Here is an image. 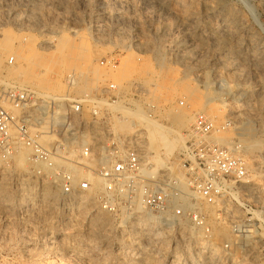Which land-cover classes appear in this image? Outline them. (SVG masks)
<instances>
[{
    "label": "rangeland",
    "instance_id": "obj_1",
    "mask_svg": "<svg viewBox=\"0 0 264 264\" xmlns=\"http://www.w3.org/2000/svg\"><path fill=\"white\" fill-rule=\"evenodd\" d=\"M186 1L0 0V30L8 29L16 36H30L29 38L34 39H30L34 43L32 50H25L26 47H19L16 43L4 55L2 66L0 65V87L11 82L21 83L22 79L24 85L32 87L30 83L35 77L30 72L33 68L35 74L41 71L37 78L48 77L52 83L56 81V87L48 91L50 95L77 97L76 99L96 96L107 82L117 84L115 79L104 73L111 66L120 67L125 59H128V66L132 64V68L135 66L134 70L137 71L134 76L137 82L125 81L126 85L119 90L120 100L109 106L119 118L122 113L117 106H127L129 109L139 106L143 111L146 109L144 112L147 111L149 116L164 124L169 122L161 118V114L165 116L169 113L195 111L191 122L179 126L181 130L178 127L185 137L184 144L198 113L216 117L218 128L226 124L225 130L213 135V141L218 137H227L237 142L242 137L239 134L243 133V126L251 124L255 129L254 138L260 139L262 143L249 150L244 148L245 155L252 162L251 167L247 169L252 177V184L243 190L241 197L252 213L250 227L254 229L253 232L256 231V237L248 243L251 245L249 247H252L247 252L248 257L242 250L234 251L236 259L233 260L224 254V244L232 242L235 237L228 223L230 239H220L212 235V221H218L221 216L217 208L213 209L215 218L212 220H208L203 209L206 224L211 231L209 241L203 229L195 226L190 219L186 220L187 230H192L184 234L179 232L178 227L170 229L167 226H157L152 230L151 226L139 228L127 223V219L123 217L126 212L105 211L99 203L98 195L94 196V206L69 204V196L60 191L56 196L44 198L37 193L31 198L25 196L21 199L17 196V191L23 186L27 189L28 186L20 182V186L12 189L7 178L1 176L0 180L7 181V190L13 194L11 201L0 200V222L9 223L7 228H0V235L7 233V236L12 237L10 243L0 244V253L7 256L5 264H264V0ZM102 9L106 11V15H102ZM63 37L75 43L81 39L87 42L92 52L87 72L92 75L98 67L97 71L101 73L100 79L89 81L84 93L75 91V85L67 75L70 74L69 71H62V67L54 66L50 62L58 57L60 51L57 44ZM45 41H48V44H44ZM158 50L161 51L160 54ZM33 52L36 54L35 59L44 62L43 67L58 74L57 79L53 78L54 74L44 77V72L39 67L29 68L31 63L18 56ZM159 55L162 56L161 61ZM9 56L15 58L13 65L6 62ZM101 61H108L109 64L103 66ZM146 63L150 64L148 69H154L140 76L138 70L143 69L145 65L142 64ZM3 69H6V73ZM24 73L27 75L23 76ZM204 76L211 82L208 91L220 93V99L227 105L221 104L222 108L218 112L216 110L207 113L211 104L220 103L214 99V94L203 98L206 104L203 110L198 106L199 98L191 100L188 97V90L192 87L201 91L198 96L207 92L200 86L201 83H198ZM25 79L30 83H26ZM139 79L148 81V84L150 81L161 84L158 86L159 91H154V85L145 86ZM175 82L176 85L173 86ZM161 92L168 95L167 103L164 98H158L157 95ZM209 99H214L213 103L208 104ZM87 111L86 106L85 112ZM155 113L156 115L152 116ZM179 150L181 149L178 148L170 154L161 151L160 158L165 164L175 157ZM26 167L19 170L24 171L28 168ZM26 181L28 180L24 182ZM51 184L58 187L53 181ZM242 210H238V217L243 215L244 209ZM97 216L102 218L100 222L103 223H96ZM187 230L185 229L186 232ZM205 241L218 244L222 252L218 256L211 255L208 249L202 248ZM251 255L255 257L252 258Z\"/></svg>",
    "mask_w": 264,
    "mask_h": 264
},
{
    "label": "built area",
    "instance_id": "obj_2",
    "mask_svg": "<svg viewBox=\"0 0 264 264\" xmlns=\"http://www.w3.org/2000/svg\"><path fill=\"white\" fill-rule=\"evenodd\" d=\"M14 61V56L6 60L9 65ZM98 92L76 99L44 95L20 82L0 87V177L7 178L10 188L28 180L37 190H42L46 181H54L66 196L88 191V177L76 180L66 164L55 161L67 141L77 140L72 144L75 155L67 161L100 178L102 188L97 195L105 211L150 213L160 219L161 228L178 227L179 232L181 223L190 219L211 241L203 211L204 205H209L217 208L219 218L228 223L235 237L224 244V254L249 252L251 241L245 237L252 230V213L241 193L251 186L252 177L242 147L238 142L229 148L211 140L226 124L216 129L206 114L198 113L184 146L158 168L155 153L148 148L146 130L120 133L114 129L113 121L119 117L109 106L120 99L118 85L107 82ZM22 149L29 151L24 171L15 167V156ZM174 167L182 172V181L172 173ZM242 209L243 215L238 217ZM8 226L0 222V228ZM11 238L7 233L0 235V244L10 243ZM6 259L0 253V264Z\"/></svg>",
    "mask_w": 264,
    "mask_h": 264
},
{
    "label": "bare ground",
    "instance_id": "obj_3",
    "mask_svg": "<svg viewBox=\"0 0 264 264\" xmlns=\"http://www.w3.org/2000/svg\"><path fill=\"white\" fill-rule=\"evenodd\" d=\"M186 1V0H184ZM176 2V1H175ZM187 2V1H186ZM231 2V1H230ZM196 3V2H195ZM188 4V3H187ZM208 4V3H207ZM213 4V3H212ZM210 5V4H209ZM227 5V4H226ZM190 6V5H188ZM212 6V5H210ZM175 7V6H174ZM209 7V6H208ZM218 7V6H217ZM171 10V9H170ZM174 10V9H173ZM211 10V9H210ZM215 10V9H214ZM101 12V11H100ZM179 12V11H178ZM193 12V11H192ZM191 12V13H192ZM213 12V10H212ZM230 13V12H229ZM108 14V13H107ZM189 14V13H187ZM194 14V13H193ZM102 15H106V11L102 9ZM187 16V15H186ZM193 16V15H192ZM191 17V16H189ZM228 17V16H226ZM182 18V17H181ZM186 18V17H185ZM216 18V17H215ZM240 18V17H239ZM108 19V18H107ZM193 19V18H192ZM227 21V20H226ZM229 21V20H228ZM227 21V22H228ZM192 22V21H191ZM234 22V21H233ZM230 25V23H229ZM240 25V24H238ZM236 26V25H235ZM187 27V26H186ZM185 27V28H186ZM239 27V26H238ZM237 28V27H236ZM240 30V29H239ZM143 31V30H142ZM234 31V30H233ZM237 31V30H236ZM244 31V30H243ZM214 33V32H213ZM224 33V32H223ZM233 33V32H232ZM231 33V34H232ZM239 34V33H238ZM64 35V34H63ZM232 36V35H230ZM229 36V37H230ZM30 37V36H29ZM29 37H25V36H16L12 31L8 30V29H1L0 30V65L2 66L1 62L3 61V57H5L4 55L9 52L14 46L15 44H19V47H23L26 49L25 50H32V45L34 43H32L30 41V39L33 38H29ZM79 37V36H78ZM215 37V36H214ZM227 37V36H226ZM148 38V37H147ZM220 38V37H219ZM229 39V38H228ZM237 39V38H236ZM34 40V39H33ZM57 40V39H56ZM79 40V39H78ZM77 40V41H78ZM188 40V39H187ZM197 40V39H196ZM199 40V39H198ZM201 40V39H200ZM216 40V39H215ZM220 40V39H219ZM234 40V39H233ZM75 41V40H74ZM221 41V40H220ZM219 41V42H220ZM232 41V40H231ZM141 42V41H140ZM234 42V41H233ZM146 43V42H145ZM230 43V42H229ZM232 43V42H231ZM44 44H48V41L44 42ZM92 45V44H91ZM152 45V44H151ZM188 45V44H187ZM200 45V44H199ZM249 45V44H248ZM191 46V45H190ZM189 46V47H190ZM193 46V44H192ZM252 46V45H251ZM250 46V47H251ZM59 47V48H58ZM147 47V46H146ZM150 47V46H149ZM160 47V46H159ZM228 47V46H227ZM236 47V46H235ZM22 48V49H23ZM30 48V49H29ZM57 48L59 49L60 53L58 55L57 58H54L53 60H50L51 64L54 66H58L59 68L62 67V71H69L67 74L69 75V78L71 79V81L73 82V84L75 85V91L77 92H81L84 93L86 92V89L88 88V84L89 81H95L97 80L101 73H98L97 68L96 71L94 70L92 75L87 72V64L88 62L91 60V49L90 47H88L87 42H85L83 39L80 40V42L75 43L71 40H68V38H61L59 40V43L57 44ZM151 48V47H150ZM203 48V47H202ZM230 48V47H228ZM189 49V48H188ZM24 50V49H23ZM201 50V49H200ZM229 50V49H228ZM159 51V50H158ZM226 51V50H225ZM230 51V50H229ZM23 52V51H22ZM161 51H159L160 54ZM17 53V52H16ZM31 53V52H30ZM21 54L18 55L19 58L28 61L31 63L30 67H39L40 70H42V72H44V77L48 76V74H54L55 77H53L54 79L58 78V74H55L54 71H51L50 68H46L43 67L44 66V62H41L40 60L35 59L36 58V54L33 52V54ZM157 53V52H156ZM214 54V53H213ZM17 56V57H18ZM160 56V55H159ZM139 57V56H138ZM194 57V56H193ZM140 58V57H139ZM134 59V58H133ZM162 60V56H160L159 61ZM21 60V61H23ZM138 60V59H137ZM124 61V59L122 60ZM130 60L125 59V61L122 63V65L118 68H113L111 66V68L105 72L104 74L107 75L109 78L112 77L113 79H115V81L117 82V85L119 87V90H121L123 88L124 83L126 82H135L137 79L134 78L135 73H137V71L134 70V67L132 68V64L131 66H128V62ZM132 61V60H131ZM139 61V60H138ZM137 61V62H138ZM158 61V60H157ZM185 61V60H184ZM137 64V63H136ZM194 64V63H193ZM219 64V63H217ZM221 64V63H220ZM27 65V63H26ZM25 65V66H26ZM145 65V67L140 70H138V74L141 75H146L148 73L151 72L150 68L148 69L147 67L150 65L149 63L147 64H142ZM140 64V66H142ZM162 65V64H160ZM204 65V64H203ZM224 65V64H223ZM228 65V64H227ZM139 67V66H136ZM212 67V66H211ZM221 67V66H220ZM17 68V67H16ZM24 68V67H23ZM26 68V67H25ZM24 68V69H25ZM28 68V67H27ZM36 68V69H37ZM223 68V67H222ZM226 68V67H225ZM228 68V67H227ZM19 69V68H18ZM22 69V68H21ZM99 69V68H98ZM220 69V68H219ZM218 69V70H219ZM231 69V68H230ZM233 69V68H232ZM6 70V69H5ZM5 70L3 69V71L5 72ZM137 70V69H136ZM221 70V69H220ZM225 70V69H224ZM36 71V70H35ZM66 71V72H67ZM226 71V70H225ZM27 72V70H26ZM32 72V73H31ZM30 74L33 75V77H35V80H32L33 82H29L28 80H26V83L28 81V83H30L33 87V89H35L38 93L44 94V95H49L48 91H50V89L54 88V86L56 87L55 83L56 81H54L55 83H52L51 80L47 77V78H43V79H39L37 78L38 76H40L39 74H41V71L39 73L34 72V69H31ZM61 72V71H60ZM101 72V70H100ZM155 72V71H154ZM220 72V71H219ZM232 72V71H231ZM1 73V72H0ZM6 73V72H5ZM17 73V71H16ZM19 77L21 75V72H18ZM62 73V72H61ZM213 73V72H212ZM221 73V72H220ZM29 74V75H30ZM103 74V73H102ZM160 74V73H159ZM158 74V76H159ZM2 75V73L0 74V76ZM27 75V74H23ZM138 75V77H139ZM151 75V74H150ZM149 75V76H150ZM155 76H157L156 74H153ZM221 75V74H220ZM223 75V74H222ZM106 76V77H107ZM148 76V75H147ZM227 76V75H226ZM31 77V76H30ZM32 77V78H33ZM5 78V77H3ZM25 78H29L27 76H25ZM42 78V77H41ZM101 78V77H100ZM99 78V79H100ZM111 78V79H112ZM144 78V77H143ZM155 78V77H154ZM201 78V77H200ZM216 78V77H215ZM21 79V78H20ZM23 80V79H22ZM21 80V83H22ZM143 81V79H141ZM139 79V81H141ZM156 80V79H155ZM163 80V79H162ZM1 81V80H0ZM24 81V80H23ZM114 81V80H113ZM126 81V82H125ZM160 81V80H158ZM157 81V82H158ZM174 81V80H173ZM225 81V80H224ZM97 82V81H96ZM137 82V81H136ZM135 82V83H136ZM198 82V81H197ZM25 83V82H24ZM140 83H144L145 86L151 84V86L154 85L153 89L154 91H159L158 90V86L160 87L161 84H156L154 82L150 84H148V81H143ZM164 83V81H163ZM199 84L201 83L200 86H202L207 92L205 94H203V96H198L199 93H201V91H199V89L197 87H192L190 88V90H188V97H190V99L192 100V98H199L198 100H200L198 102V106L203 110L205 107V103L203 101V98H208L209 95H211L212 91H208L210 89V85L211 82L209 81L208 77H203L201 78V80L198 82ZM5 84V83H4ZM23 84V83H22ZM95 84V83H94ZM171 84V83H170ZM28 85V84H27ZM126 85V84H125ZM124 85V86H125ZM131 85V84H130ZM142 85V84H141ZM163 85V84H162ZM176 85V82L174 83L173 86ZM29 86V85H28ZM165 86V85H164ZM168 86V84H167ZM172 86V87H173ZM31 87V86H29ZM163 87V86H162ZM91 88V86H90ZM151 89V90H153ZM172 89V88H169ZM175 89V88H174ZM150 90V91H151ZM161 90V89H160ZM219 90V89H218ZM167 91V89H166ZM165 91V92H166ZM121 93V92H120ZM155 93V92H154ZM162 93V94H161ZM158 93V98H164L163 100L166 101L165 103H167V101H169V97L168 95H165V93L163 94V92ZM170 93V90H169ZM203 93V92H202ZM52 94V93H51ZM157 94V93H156ZM155 94V95H156ZM171 94V93H170ZM214 94V99L215 100H219L220 103H216V104H211L213 103L212 100L209 99L208 104H211L210 106V111H208L207 113H211L217 110L220 111L221 110V104L224 106H227L224 102V100L222 101L220 99V93H212ZM225 94V92H224ZM145 95V94H144ZM165 95V96H164ZM225 96V95H224ZM212 97V96H211ZM77 98V97H76ZM79 98V97H78ZM151 98V97H150ZM120 100V99H119ZM149 101V99H148ZM153 101V100H152ZM155 101V100H154ZM195 101V99H194ZM193 101V103H194ZM129 102V101H128ZM121 103V102H120ZM148 103V102H147ZM154 103V102H153ZM169 103V102H168ZM192 103V102H191ZM119 104V102H118ZM157 104V102L155 103V105ZM161 104V103H160ZM159 104V105H160ZM205 104V105H204ZM231 104V103H230ZM115 105V104H114ZM140 105H142L140 103ZM193 105V104H192ZM195 105V103H194ZM117 106V105H116ZM121 106V105H120ZM129 106V105H128ZM132 106V105H131ZM152 106V104H151ZM127 107V106H126ZM125 106L123 107H118L117 109L122 113V116L120 118H116L113 121V126L115 131L120 132V133H132L134 132L137 128H142L144 130H146V136H147V141H148V148L149 150L153 151L155 153L154 157L156 158V163L158 166L160 165H164L163 163V159L160 158L161 156V151H164L165 154H170L172 153L174 150L178 149V148H182L184 146V136L180 133L181 130V125H185L187 122H191L194 119V112H189V113H182V112H177V114L174 113H169L166 114L165 116H161V118H163L164 120L168 121L169 123L164 124L163 122H161L159 119H155L153 117H151V115L149 116L147 114V111L144 112L142 110V108H140L139 106H136V108L134 107V109H130L126 108ZM143 107V106H142ZM154 107V106H153ZM164 107V106H163ZM159 108V107H158ZM198 108V107H197ZM164 111H166L165 108H163ZM193 109V108H192ZM196 109V108H195ZM199 109V108H198ZM117 110V111H118ZM148 110V109H147ZM156 110V109H155ZM116 111V110H115ZM157 111V110H156ZM155 112V111H154ZM162 112V111H161ZM120 113V115H121ZM160 113V112H159ZM196 113V112H195ZM158 114V112H157ZM156 115L155 114H152ZM208 116V115H207ZM213 122L214 125L216 127V129L218 128L217 121H215L214 116H208ZM257 125V124H256ZM178 127L180 128V130H178ZM243 133L241 132L239 135H241L242 137L239 138L240 140H238L237 142L240 144V146L242 147V156L244 157L245 161H246V167L247 169H249L251 167V161H249V159L247 158V156L245 155V150L244 148H246L247 150H249L252 147H256L258 145H260L262 143V141L260 139H255L254 138V134H255V129L253 128V126L251 124H246L243 126ZM244 137V138H243ZM217 139V138H216ZM77 141V140H76ZM76 141H67L65 144V149L63 150V152L61 153V157H56L55 161L56 164L58 165H62V164H66L67 169L74 175L75 179L77 180L80 177H88L90 182H91V188L87 191V192H75L71 195H69V204H84V205H88V206H94V196H96L98 194V192L101 190L102 188V181L100 180L99 177L95 176V175H91L90 173H88L87 171H85L83 168H80L72 163H69L67 161V158H70L72 156L75 155V150L72 147V144H74ZM82 141H84V138H82ZM218 143L222 144V145H226L229 148L233 147L234 142L232 141V139L230 138H219L216 140ZM28 150L27 149H22L20 150V152H18V154L15 156V167L17 169L20 168H25L27 165V159H28ZM68 154V156H67ZM163 155V153H162ZM257 165V164H256ZM26 167V168H27ZM172 173L181 181L183 180V175L182 172L177 170L176 167L172 168ZM2 178V177H0ZM5 180V177H4ZM7 182V181H5ZM3 180H0V200L3 199L2 201H11L13 194L10 193L7 190V186ZM54 182V181H53ZM28 186V188L26 189L24 186L22 188L19 189V191H17V196L19 195L21 197V199L25 196H27V198H31L32 195H35L37 193H40V195H42L44 198L46 196H56L59 194V188L58 187H54L51 184V181H46L44 183V186L42 188V190L38 191L37 189H34L35 185H32V183L30 181H26V182H22V185ZM20 186V185H19ZM56 186V185H55ZM249 187V186H248ZM18 189V188H17ZM39 195V194H38ZM41 196V197H42ZM39 196V198H41ZM42 198V199H44ZM49 198V197H47ZM26 199V198H24ZM48 200V199H47ZM50 200V198H49ZM54 200V199H53ZM29 201V200H28ZM34 201V200H33ZM31 202V201H30ZM33 203V202H32ZM34 204V203H33ZM32 204V205H33ZM68 204V203H67ZM188 204H186L185 206H187ZM204 210L207 213V218L208 220H212L215 218V214H214V210L211 206L209 205H204ZM205 213V212H204ZM233 216H236V213L233 214ZM123 217L125 219H127V223L130 224H134L136 226H139V228H141V226H145V227H149L151 226L152 228H150L151 230L154 229L155 227L159 226V224L161 223L160 219H158L156 216H153L150 213H138L136 215H130V214H123ZM217 218V216H216ZM219 218V217H218ZM100 216L96 218V223H103V221L100 222ZM212 225H213V233L214 236L220 238V239H230V231L228 229V225L227 223H225L223 221V219L219 218L218 221H212ZM124 224V223H123ZM126 225V223H125ZM129 227V226H128ZM187 222L185 223H181L180 226V232L181 234L184 233H189V231L187 230ZM147 229V228H145ZM157 229V228H156ZM185 229L187 230V232L185 231ZM195 229V228H194ZM254 229L250 230V233L245 237L246 241H252V239H254V234L255 232H253ZM160 231V230H159ZM162 232V231H161ZM196 232V231H195ZM160 232H157V234H159ZM198 238V237H197ZM203 247L202 248H206L208 249V251L210 252L211 255H215L218 256L220 254V252H222V249H219L220 247H218V244L216 243H211L209 241H205L203 242ZM245 247V246H244ZM252 248V247H251ZM250 248V249H251ZM46 249V248H45ZM221 250V251H220ZM236 254L233 253H229L227 254V258L230 259H236ZM244 255H246L248 257V253H245ZM252 256V255H251ZM239 257V256H238ZM255 257L252 256V258ZM257 257V256H256Z\"/></svg>",
    "mask_w": 264,
    "mask_h": 264
}]
</instances>
